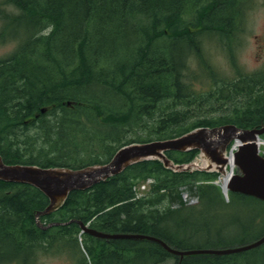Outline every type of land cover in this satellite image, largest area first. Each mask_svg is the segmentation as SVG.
Listing matches in <instances>:
<instances>
[{
  "label": "trees",
  "instance_id": "16d2710c",
  "mask_svg": "<svg viewBox=\"0 0 264 264\" xmlns=\"http://www.w3.org/2000/svg\"><path fill=\"white\" fill-rule=\"evenodd\" d=\"M4 1L16 11L3 16L8 21L0 37L18 41L0 58V154L8 163L79 168L106 162L129 141L173 137L199 126L264 124V69L244 72L232 56L237 75L226 79L206 56L205 38L214 34L226 46L232 43L249 0ZM192 53L206 73L204 81L213 83L204 93L192 92L199 81L196 71H188ZM230 92L246 93L230 113L191 116L189 98L206 104L215 97L217 103ZM145 115L150 122L146 137L137 131L147 127ZM128 131L135 134L126 136ZM197 153L168 152L176 161ZM215 175L172 171L159 160H143L90 188L71 191L60 208L40 220L44 225L91 221L100 231L147 233L177 249H188L173 235L178 226L186 235L211 230L194 227L191 216L206 219L228 213L221 208L257 206L248 220L264 223V202L235 192L226 202L217 185L200 183ZM148 176L157 178L152 194L135 199L134 184ZM183 185L191 186L201 202L172 209L170 199ZM48 204L39 188L0 180V264H29L39 253L64 251L77 264H195L201 258L264 264V244L183 259L145 239L106 240L85 233L80 244L78 222L48 229L37 224L36 213Z\"/></svg>",
  "mask_w": 264,
  "mask_h": 264
},
{
  "label": "water",
  "instance_id": "95a60500",
  "mask_svg": "<svg viewBox=\"0 0 264 264\" xmlns=\"http://www.w3.org/2000/svg\"><path fill=\"white\" fill-rule=\"evenodd\" d=\"M264 132V124L260 128H241L235 124H224L214 128L200 127L187 132L179 137L153 140L143 143H131L121 147L107 164L90 165L84 168L73 169L70 167H45L26 164L6 163L0 155V179L10 182L27 183L39 188L49 197V204L44 210L36 213L37 224L42 228L53 225L67 224L76 221L83 231L99 238H146L158 241L166 249L181 257L197 253L226 254L251 249L264 243V235L259 239L237 247L223 249H194L177 250L171 248L162 239L147 234L132 233H107L87 226L82 221L72 219L66 222H51L43 225L40 216L58 209L68 194L75 189H87L107 177L117 174L128 165L150 158L161 159L165 166L180 168L166 156L169 149L190 150L200 149L208 165L210 156L222 163L219 170L224 171L226 159L223 158L229 142L238 138L241 140L239 150L235 154L236 164L240 169L229 184L234 191L253 195L264 201V155L259 153L258 138ZM217 142V148L212 147V142ZM209 167V166H208Z\"/></svg>",
  "mask_w": 264,
  "mask_h": 264
},
{
  "label": "rangeland",
  "instance_id": "374dc122",
  "mask_svg": "<svg viewBox=\"0 0 264 264\" xmlns=\"http://www.w3.org/2000/svg\"><path fill=\"white\" fill-rule=\"evenodd\" d=\"M244 8L242 16H245V18L238 24L237 31L230 37L232 43L229 46H226L221 41L222 39H218L219 36L214 34L205 38L207 42L206 56L210 58L213 64L212 68L219 69V74H224L222 78L233 79L237 75L236 66L232 65V56L236 60L237 66L244 72L264 69V0H249L248 4L244 5ZM13 11L16 10L12 5H8L4 0H0V33L3 32L8 21V18L4 19L3 16ZM9 31L12 32L11 29ZM17 43L18 41L11 36L5 35L4 38L0 37V58L9 55ZM189 63L190 67L188 71H196L199 76V81L196 82V85L194 84L195 87L192 92L204 93V90L211 88L213 83L204 81L206 73L203 71L204 69L199 68L197 65L198 59L195 53L190 55ZM245 94L230 92L224 95V97L219 98L217 103L215 102L216 98L212 97L209 103L206 104H203L202 100L193 103V97L189 98L192 104L187 107H189L190 114L194 118L205 117L206 114L214 116L228 114L233 110L234 103L239 104L242 100L246 99ZM144 119L147 121V127L139 126L137 127V131L146 137L150 133L148 115H145ZM124 134L131 137L135 133L134 131H128ZM211 145L213 148H217L216 141L212 142ZM178 192L181 196V190L178 188L170 199L172 205L180 202V198L176 196ZM220 211L228 213L206 219L191 216V220L195 221L194 227L205 230V227H208L207 229H211L209 232L200 231L197 234L189 233L186 235V231L183 230L182 225L178 226V234L173 232V235L180 239L182 246L201 249L231 246L236 243L247 242L257 238L264 230V223L258 222V219H255L254 224L248 220V218L255 216L256 212L259 211L257 206L255 209H247L245 206H240L230 212L225 208H221ZM228 258H230L229 255L225 256L226 260ZM76 260V257L71 256L67 251L55 256L39 253L29 264H77ZM208 260L212 264H216L214 259L205 260L203 258L196 260L197 263L195 264H210ZM8 264L23 263L13 262Z\"/></svg>",
  "mask_w": 264,
  "mask_h": 264
}]
</instances>
